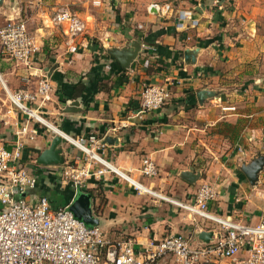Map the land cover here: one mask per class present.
Wrapping results in <instances>:
<instances>
[{"label":"crops","instance_id":"crops-1","mask_svg":"<svg viewBox=\"0 0 264 264\" xmlns=\"http://www.w3.org/2000/svg\"><path fill=\"white\" fill-rule=\"evenodd\" d=\"M166 2L173 11L165 16L149 8ZM62 8L84 21L83 33L70 38L64 25L50 24L54 11ZM180 11L197 24L184 21L180 26ZM8 19L25 20L40 47L34 68L49 78L52 90L49 99L29 105L50 124L73 137L110 136L115 143L104 144L103 156L170 199L192 202L197 187L206 182L217 192L209 211L258 222L262 212L253 203L255 193L248 192L252 186L241 166L264 152V0H101L99 6L90 0H0V26ZM132 40L141 48L123 68L106 48ZM196 47L195 59L188 57L187 63L185 49ZM34 68L0 54V73L12 90L35 92L41 71L28 76ZM147 84L165 85L168 96L159 109L138 114ZM202 89L215 94L202 100ZM8 102L0 96V144L12 148L16 133L26 126L19 135L21 161L38 174L35 187L24 195L29 201L45 196L56 208L70 205L81 190L89 195L88 225L98 226L112 241L130 240L137 249L177 233L200 246L206 244L198 238L202 230L213 231L210 242L216 240L214 222L138 193L115 176H91L76 192L62 184L64 169L83 166L80 151L62 140V165L35 163L55 134ZM228 105L235 110L222 109ZM145 157L154 161L156 175L140 173ZM189 171L196 175L193 182L184 176ZM164 264H174L172 257Z\"/></svg>","mask_w":264,"mask_h":264},{"label":"built area","instance_id":"built-area-1","mask_svg":"<svg viewBox=\"0 0 264 264\" xmlns=\"http://www.w3.org/2000/svg\"><path fill=\"white\" fill-rule=\"evenodd\" d=\"M90 1L94 6L101 3V0ZM151 7L161 16L173 11L170 2L151 4ZM178 17L180 26H185L184 21L188 22V26L197 24L196 19L185 11H180ZM49 21L52 26L64 25L63 31L70 38L86 29L84 21L65 8L54 11ZM39 51L40 47L25 20L8 19L0 26V54L17 65L25 69L34 68ZM35 69L28 73V76H34L35 71H41L35 92L23 88L10 89L1 73L0 87L10 104L26 115L27 120L33 119L49 128L65 144L80 151L83 166L64 169L62 184H70L76 192L91 176H115L138 193L169 201L189 215L214 222L218 226L217 238L193 246L187 237L177 233L137 249L130 240L112 241L98 226L86 225L74 216L68 204L53 208L45 196L39 197L36 202L29 201L24 195L35 187L38 174L21 161L24 143L19 135L26 133V126H23L16 133L18 139L12 148L0 144V264H164L168 257H172L174 264H207L219 259H228V264H264V213L258 222L249 224L209 211L208 202L216 198L217 192L206 182L197 187L192 202L170 199L143 185L128 171L103 156L102 138L93 133L86 137H73L50 124L29 105L38 99L42 102L49 99L52 90L49 78L41 69ZM22 81L27 82V77H23ZM167 96L165 85H144L138 114L159 109ZM222 109L232 111L235 107L228 105ZM139 170L146 177L157 174V167L149 157L143 158Z\"/></svg>","mask_w":264,"mask_h":264},{"label":"water","instance_id":"water-1","mask_svg":"<svg viewBox=\"0 0 264 264\" xmlns=\"http://www.w3.org/2000/svg\"><path fill=\"white\" fill-rule=\"evenodd\" d=\"M141 48V44L138 40L130 41L126 46L108 47L106 48L107 53L115 58L123 68H128L130 64L136 59L138 52ZM199 47L185 49V61L187 63L194 60L195 54L198 52ZM188 57L191 59L188 60ZM215 93L211 90L202 89L198 92L200 99L213 96ZM102 144L115 143L110 136H107L101 141ZM63 141L59 135H54L50 140L46 148L39 152L35 163L46 166H60L64 163L63 155ZM264 168V154L257 153L252 157L249 162H245L241 166V171L248 179L251 185H255L259 179V174ZM184 176L191 182L196 179V175L192 171L188 173L184 172ZM90 200L89 195L81 190H78L73 197L71 204L69 205L70 210L74 216L82 220L86 225L91 222L90 219ZM89 226V225H88ZM213 231H199L198 238L204 243H209L212 239Z\"/></svg>","mask_w":264,"mask_h":264},{"label":"rangeland","instance_id":"rangeland-1","mask_svg":"<svg viewBox=\"0 0 264 264\" xmlns=\"http://www.w3.org/2000/svg\"><path fill=\"white\" fill-rule=\"evenodd\" d=\"M0 96L3 97V98L6 97L5 94H4V91L2 89L0 90ZM261 154H264V152L261 153ZM260 177H261V179H260ZM251 186H252V190H248V192H250V194H254L255 193L253 195L254 198L252 197L253 198V203H256L260 207L261 210H259V211H260V213L262 212V214H263L264 213V168L259 174V179H258L257 183L255 185H251ZM250 216H253V215L250 214ZM258 216H259V214H258ZM234 217L238 218V215L235 214Z\"/></svg>","mask_w":264,"mask_h":264}]
</instances>
